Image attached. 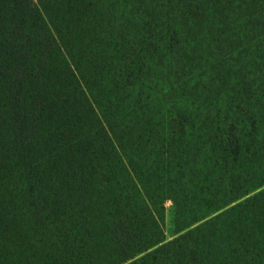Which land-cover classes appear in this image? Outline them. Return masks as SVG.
<instances>
[{
	"label": "trees",
	"instance_id": "1",
	"mask_svg": "<svg viewBox=\"0 0 264 264\" xmlns=\"http://www.w3.org/2000/svg\"><path fill=\"white\" fill-rule=\"evenodd\" d=\"M128 1L0 0V264H264V0Z\"/></svg>",
	"mask_w": 264,
	"mask_h": 264
},
{
	"label": "rangeland",
	"instance_id": "2",
	"mask_svg": "<svg viewBox=\"0 0 264 264\" xmlns=\"http://www.w3.org/2000/svg\"><path fill=\"white\" fill-rule=\"evenodd\" d=\"M121 1V0H120ZM127 2L129 3L130 1L127 0ZM139 3V2H138ZM140 3H144V4H150V0H142L140 1ZM144 4H139L136 7H132V6H126L123 9H125L127 12L130 11V8L133 9V14L136 12H140L141 14H143V12L145 10L149 11L150 6H146ZM122 5V4H121ZM144 5V6H143ZM122 9V7H121ZM181 39V36H180ZM181 44V43H180ZM182 45V44H181ZM247 60V59H246ZM165 70L168 72V68H165ZM163 69V73H164V77L165 79L163 80L164 84L167 83L166 80V75L167 72ZM187 73V72H185ZM186 75H184L183 77H185ZM217 77V73L216 70H212V69H207L203 66L202 68H197L194 71V77L190 80L191 85H193V83L195 82L197 84V88H198V92L201 91H209L210 93V101L215 102V90L217 92L221 93V98L218 99V103H222L223 99H225V96L227 95V87H221L220 82L218 80H216ZM157 86V85H156ZM219 87V88H217ZM218 96V97H220ZM164 100V99H163ZM202 98H199V101H202ZM166 102H174L177 101V99L175 97H173V99L171 100H165ZM185 101V100H184ZM171 202L169 200H165L163 202V206L165 208V214H166V218H165V234H166V238L170 237V229H169V222H168V218H169V213L171 210Z\"/></svg>",
	"mask_w": 264,
	"mask_h": 264
}]
</instances>
